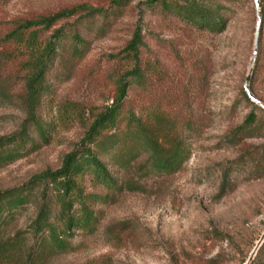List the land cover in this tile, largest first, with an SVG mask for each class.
<instances>
[{"label": "rangeland", "instance_id": "obj_1", "mask_svg": "<svg viewBox=\"0 0 264 264\" xmlns=\"http://www.w3.org/2000/svg\"><path fill=\"white\" fill-rule=\"evenodd\" d=\"M111 1L0 0V136L17 132L24 121L29 73L24 43L7 33L25 19L72 6L101 10L91 16L78 11L37 31L41 45L54 28L64 32L35 110L49 123L47 137L43 141L29 126L36 147L0 167V191L56 169L79 143L93 115L110 103L117 77L131 66L122 48L133 32L142 42L143 83L128 87L120 127L132 112L164 147L180 142L187 158L174 172L152 171L142 145L131 137L121 139L100 157L121 183L119 192L92 184L88 176L77 182L82 194L109 195L107 202L93 204V229L73 231L65 251L41 250L28 261L33 238L26 228L38 206L37 187L0 235L1 241L22 232L23 253L11 263L243 264L264 232V113L241 96L254 50L248 83L264 103V0H258L255 45L252 0H200L220 7L225 24L219 30L177 16L172 5L181 0H130L121 7ZM250 111L254 123L229 143V133ZM129 157V164L118 165ZM51 210V221L58 225L57 206Z\"/></svg>", "mask_w": 264, "mask_h": 264}, {"label": "trees", "instance_id": "obj_2", "mask_svg": "<svg viewBox=\"0 0 264 264\" xmlns=\"http://www.w3.org/2000/svg\"><path fill=\"white\" fill-rule=\"evenodd\" d=\"M128 1L130 0H112L111 3L121 7ZM156 1L159 0H147L146 3ZM172 8L177 16L196 27H204L208 30H219L224 27L225 19L219 14L220 7L205 5L200 0H181V3H174ZM78 11H84L86 16H91L100 13L101 10L83 5L72 6L52 14L25 19L7 33L10 39L24 43V48L29 54L26 60L29 73L24 82L25 118L17 132L0 136V167L20 157L26 150L36 147V143L29 136L30 125L33 126L38 137L46 141V128L49 127V123L39 118L35 110L47 89L46 71L52 64L54 52L64 37V32L59 27L54 28L49 38L41 45L36 42L37 31L48 29L58 20L71 17ZM25 32L26 36L23 38ZM72 37L81 43L76 35ZM141 45L140 35L133 32L122 48L123 57L130 61L131 66L117 77L110 103L93 115L79 143L62 156L59 166L54 170H44L18 186L0 191L1 235L5 226L13 219L15 211L28 203L33 190L41 186L35 215L26 228L33 238V244L27 252L28 261L31 256L34 259L40 255L41 250L48 253L65 251L69 246L68 238L73 231L93 229L96 222L93 204L107 202L109 195L107 193L82 194L77 182L79 178L88 176L92 184L107 191L119 192L121 183L109 173L100 157L116 149L121 139L131 137L142 145L148 153L147 167L152 171L174 172L187 158V150L180 142L176 141L164 147L156 137L148 134L144 124L132 112L125 119L123 118L125 125L120 127L121 105L128 87L131 83L137 85L143 83V74L139 67V46ZM248 87L250 92L260 100L253 93L249 83ZM241 96L249 105L264 113V110L256 106L242 90ZM254 121L255 114L252 111L248 112L242 123L229 133V143H235L239 135L243 134ZM27 142L29 144L25 148ZM132 159L133 157L119 159L118 165H127ZM52 204L57 206L58 225L51 221ZM74 204L76 206H73ZM21 235L22 232H18L14 237L0 241V264H12L11 259L18 252L23 253L21 242L24 238ZM28 261L25 264H29ZM247 264H264V238Z\"/></svg>", "mask_w": 264, "mask_h": 264}, {"label": "water", "instance_id": "obj_3", "mask_svg": "<svg viewBox=\"0 0 264 264\" xmlns=\"http://www.w3.org/2000/svg\"><path fill=\"white\" fill-rule=\"evenodd\" d=\"M252 3H253V7H254V11H255V14L257 15V12H258V0H252ZM258 15H257V23H256V27H255V30H254V40H253V45H255V41H256V34H257V28H258ZM255 54V51L253 50V53H252V59L250 61V65H249V68L244 76V80H243V83H242V88H243V91L245 93V95L252 101L254 102L257 106H259L261 109L264 110V103H262L260 100H258L249 90V87H248V81H249V75H250V72H251V65H252V61H253V56ZM264 238V232L259 236L258 240H257V243L255 245V248L260 244V242L262 241V239ZM254 248V249H255ZM252 254L251 253L248 258L246 259V261L243 263V264H247V262L252 258Z\"/></svg>", "mask_w": 264, "mask_h": 264}]
</instances>
